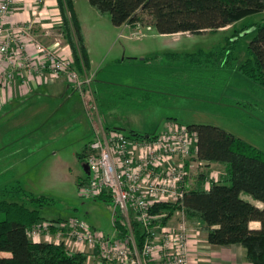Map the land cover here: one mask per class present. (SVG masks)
<instances>
[{
	"label": "trees",
	"instance_id": "obj_1",
	"mask_svg": "<svg viewBox=\"0 0 264 264\" xmlns=\"http://www.w3.org/2000/svg\"><path fill=\"white\" fill-rule=\"evenodd\" d=\"M77 0H56L62 34L72 54L75 68L84 74L90 68L86 44L79 17L75 10ZM100 16H108L114 27L135 25L137 14L148 12L152 26L159 35H200L217 32L241 21L247 16L264 13V0H87ZM254 36L250 40L248 57L236 66L233 43L241 34ZM235 38V39H234ZM233 41L225 48L210 52L185 55L151 54L142 61L150 71L142 77L144 83L118 89L121 95H107L106 87L91 86L92 96L99 116L107 110L126 106L143 110L158 106L167 97H182L173 89L215 86L225 70L238 67V72L264 91V24L248 25L236 30ZM166 68V69H165ZM155 72H151L152 70ZM167 70V73L166 72ZM216 71L219 73H216ZM127 102L122 101L120 97ZM197 136L196 159L206 167L220 165L224 176L210 189H203L201 174L192 191L177 204H156L152 215H165L158 223L165 225L176 212H182L188 221L202 224L201 231L214 247L240 245L250 264H264V152L243 142L232 134L211 125L187 126ZM143 137V136H136ZM154 137V136H152ZM20 153H6L9 157L0 162V178L11 176V161ZM82 157L80 156V159ZM3 170V171H2ZM6 194L20 197L21 203L0 200V264H87L88 255L71 253L62 246L35 243L26 236V230L41 222L39 212L50 204L43 196L26 193L19 185L4 190ZM246 195L263 205L262 208L243 199ZM104 200L110 201L107 196ZM50 201V200H49ZM259 223L258 229L250 223ZM138 247L143 237L139 226L131 222ZM115 228L126 237L129 230L122 220L116 219Z\"/></svg>",
	"mask_w": 264,
	"mask_h": 264
},
{
	"label": "rangeland",
	"instance_id": "obj_2",
	"mask_svg": "<svg viewBox=\"0 0 264 264\" xmlns=\"http://www.w3.org/2000/svg\"><path fill=\"white\" fill-rule=\"evenodd\" d=\"M84 1L89 5L87 0ZM100 17H97L100 20L94 18L89 21L90 26L93 24L97 31V36L102 37L91 57L94 67H101L97 74L104 76L105 80L109 78L110 83L103 84V79H98L101 83L95 82L93 89L95 86L106 87V94L115 97L116 94L121 95L118 89L129 87L132 80L135 84L144 83L142 77L150 71L148 67L151 66L133 55L135 43L126 48L121 41L114 43L115 39L113 36L108 37L107 25L103 22L104 19L109 21V17ZM263 24L264 13L254 14L224 31L179 37L161 36L154 40L148 39L145 44L150 52L160 57L210 52L225 48L229 41L235 39L233 36L236 30L248 25ZM58 34L60 31L50 29L46 35L38 36L46 46L58 40L66 45ZM253 36L252 32L245 36L241 34L233 43L232 53L237 60L236 66L248 57L247 47ZM165 73L168 74L167 70ZM219 77L215 86L208 88L173 89L176 92L174 94L182 97H167L158 106L143 110L122 106L118 110H107L101 116L95 109L92 96L90 98L91 85L82 94L75 90L68 92L70 98H60L50 113L33 122L34 127L26 126L25 130L38 132L36 140L31 142L25 138L19 155L23 159L10 168L11 176L0 178V200L21 203L20 197L4 193L5 189L10 191L19 185L26 193L43 196L50 202L39 212L42 220L67 222L77 217L85 220L97 232L114 236L112 219L120 218V210L114 209L110 201L85 200L79 194V183L87 177L84 163L80 160L85 158L86 149L94 137L93 128L98 129L99 124L109 130H119L128 137L157 136L169 122L182 127L211 125L264 152V91L243 77L238 67L225 70ZM120 98L124 100L122 96ZM212 170L218 173L220 179L224 176L221 168L213 167ZM243 197L252 200L246 195ZM180 219L181 213L176 212L169 224H176ZM89 264L106 263L92 258Z\"/></svg>",
	"mask_w": 264,
	"mask_h": 264
},
{
	"label": "built area",
	"instance_id": "obj_3",
	"mask_svg": "<svg viewBox=\"0 0 264 264\" xmlns=\"http://www.w3.org/2000/svg\"><path fill=\"white\" fill-rule=\"evenodd\" d=\"M14 3L0 0V87L9 86L17 78L65 77L71 88L82 94L92 79L75 68L68 45H44L32 21L9 24ZM58 36L64 39L61 33ZM196 143V134L175 122H169L159 135L147 138L128 137L99 124L84 155L88 175L79 183V194L85 200L109 197L113 208L120 210L129 234L119 235L115 217L114 236L97 232L75 217L67 222L41 221L26 230L27 238L62 246L71 253H84L88 261L96 258L106 264H189L192 232L188 220L180 212L178 223L161 225L158 220L165 215H152L151 209L156 204L182 201L201 174L205 190L220 182L211 166L196 159ZM132 221L141 230L140 247Z\"/></svg>",
	"mask_w": 264,
	"mask_h": 264
},
{
	"label": "crops",
	"instance_id": "obj_4",
	"mask_svg": "<svg viewBox=\"0 0 264 264\" xmlns=\"http://www.w3.org/2000/svg\"><path fill=\"white\" fill-rule=\"evenodd\" d=\"M75 10L81 24L83 38L86 44L90 63V68L88 71H86L85 74L92 79L91 86H93L95 82H100L98 79H103L102 83L108 84L110 83L108 81L109 78H106L105 80L104 76H101V74H97L98 71L101 70V67H94V61L91 57V55H93L94 53V48L97 45L99 38L102 37L97 36V31L94 30L95 28L94 26H92L93 24L90 26L91 23L89 21L90 19L94 18L97 21L100 20L97 19V17H101L93 8H91L90 5H87L84 0H77L75 2ZM137 17L139 19V22L137 24L123 25L118 28L112 25L110 18L109 21H106L104 19L103 22L105 23V25H107L108 37L113 36V39H115L114 43L117 44V42L121 41L124 43L125 48L128 47L129 44L135 43V47H133L132 53L133 55H136L140 57L141 60H143L146 56L153 54L146 48L148 45L145 44V42L148 39L154 40L161 36L167 35H159L156 33L154 27L152 26V17L148 12L141 11L137 14ZM27 21H32L34 23V30L37 35H46L47 30L50 29H55L59 32L61 19L56 0H15V3L11 9V13L8 17V23L14 24ZM230 28H232V26H229L220 31H224ZM152 32L155 33L152 35ZM182 35L191 36L188 34H175L169 36L179 37ZM57 43H59L61 48L65 46L64 44H61V40H58ZM134 77L137 78L136 75H134ZM129 83V87L138 85L137 83L135 84L134 80ZM72 90L73 89L71 88L65 77L56 79H52L49 77L17 78L9 86L5 88L0 87L1 163L4 162V165H6L7 162L5 161L12 156L6 155V153H20L21 144L25 140V138L30 139L31 142H34L36 140L35 135L38 132L28 129L25 130L26 126L30 125L29 127H34L33 122H36L40 117L45 116L46 113H50V111H52V106L54 109V104L60 98H70L71 96L68 94V92ZM50 102H52L53 104ZM95 130L97 129L93 128V134ZM17 157L18 158L16 160L11 161L12 163L10 165V168H12L13 165H16L18 162H20L21 159H23L19 158V156ZM80 161L84 163V159ZM211 167H219L224 170V168L220 165H211ZM196 182V179H194V187L196 185ZM243 199L249 201L258 208L263 207L261 203L252 201L247 197H243ZM97 200L104 199L98 198ZM188 222L192 232V237L189 243V264H250L247 262L245 251L240 245H231L225 247L211 246L207 242L206 234L201 231L202 224L198 221ZM196 226H198V228H196ZM250 227L253 229H258L259 223L252 222L250 223ZM1 255L8 256L7 254ZM90 261L91 259L87 264H89Z\"/></svg>",
	"mask_w": 264,
	"mask_h": 264
},
{
	"label": "water",
	"instance_id": "obj_5",
	"mask_svg": "<svg viewBox=\"0 0 264 264\" xmlns=\"http://www.w3.org/2000/svg\"><path fill=\"white\" fill-rule=\"evenodd\" d=\"M147 137L148 136H146V138ZM83 169H84L85 174L88 175V168H87V165L86 164L83 165Z\"/></svg>",
	"mask_w": 264,
	"mask_h": 264
}]
</instances>
